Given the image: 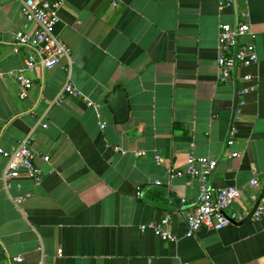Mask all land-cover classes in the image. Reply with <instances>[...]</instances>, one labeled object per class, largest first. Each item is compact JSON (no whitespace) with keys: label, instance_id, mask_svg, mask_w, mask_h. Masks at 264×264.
Listing matches in <instances>:
<instances>
[{"label":"crops","instance_id":"crops-1","mask_svg":"<svg viewBox=\"0 0 264 264\" xmlns=\"http://www.w3.org/2000/svg\"><path fill=\"white\" fill-rule=\"evenodd\" d=\"M24 1L0 0V148L31 136L43 178L7 188L0 154V264L19 256L38 264L39 247L47 264H264V218L241 223L263 192L249 182L264 172V0L222 8L216 0H68L57 33L72 59L27 72L33 87L21 98L13 76L33 50L15 53L13 35L36 29ZM238 22L251 26L242 41L256 45L260 63L224 83L219 26ZM246 74L250 82L240 79ZM68 83L81 94L61 95ZM120 92L124 119L114 107ZM190 152L218 160L215 186L242 190L226 212L242 220L186 237L179 212L195 207L201 184L170 171H184ZM166 214L177 242L141 230Z\"/></svg>","mask_w":264,"mask_h":264},{"label":"built area","instance_id":"built-area-1","mask_svg":"<svg viewBox=\"0 0 264 264\" xmlns=\"http://www.w3.org/2000/svg\"><path fill=\"white\" fill-rule=\"evenodd\" d=\"M68 0H46L38 2L37 0H25L22 5V13L29 23H35L36 29L33 32H19L13 35L15 44V53L21 48L27 47L33 50L26 60L24 69L17 72L13 77L21 87L20 97L25 98L28 90L33 87L32 79L27 72L33 71L37 66L43 68H53L59 66L63 58L72 59V48L57 33V26L62 22L61 11ZM219 8L233 6V0H216ZM116 6L117 3H114ZM244 17L249 18V14L245 13ZM252 34L251 26L247 22H238L235 25L222 23L219 26L218 35V51L217 58L218 78L224 83L233 81L234 74L241 69H248L260 63V57L257 52L256 45L253 43L243 42L242 39ZM243 82H250L252 77L244 75L240 78ZM248 90L241 91L244 95ZM81 94L71 83H68L62 94ZM60 95V96H61ZM62 97V96H61ZM60 98V97H59ZM244 105L241 102L238 105L237 115L240 114V108ZM236 127H232L229 133L228 146L231 147L235 143ZM32 137L28 136L23 139L17 147L11 150L0 148V154L7 160V166L3 175V181L7 188L11 187V183L22 177H28L36 183H40L43 178L42 169L35 163V153L31 147ZM194 145L191 149H194ZM118 152H124L121 147L115 148ZM143 155L144 153H139ZM239 157L238 153H227L226 158L232 159ZM50 157H44L45 162L50 161ZM159 159V158H158ZM160 160V159H159ZM218 167V160L208 157H197L190 152L187 167L184 171H170V177L175 178L180 175H187L192 180L200 182L199 197L194 208L191 210L182 209L179 216L186 226V237L195 236L201 229L218 231L231 226L242 220L237 212L227 215V210L241 200L243 197L242 190L234 187H217L213 183V178ZM251 188H263V192L258 197V206L253 215V220L260 221L264 218V172L255 173L249 182ZM141 193H138L140 196ZM31 194L19 196L15 198L17 205H22ZM185 205L186 200L181 202ZM172 221V215L166 214L160 222L150 223L141 226L142 231L151 230L162 241L177 242L179 239L170 230L169 226ZM1 248V245H0ZM37 251L41 254L38 264H47L46 255L43 247H39ZM62 251H59L61 256ZM24 257L14 258V262L21 264Z\"/></svg>","mask_w":264,"mask_h":264},{"label":"water","instance_id":"water-1","mask_svg":"<svg viewBox=\"0 0 264 264\" xmlns=\"http://www.w3.org/2000/svg\"><path fill=\"white\" fill-rule=\"evenodd\" d=\"M114 107L116 109V112L118 114L119 119H124L126 117V114H127V107H126V99H125V96L123 95L122 92H120L115 97ZM258 204H257V206H258ZM257 206L253 209L252 213L246 219H244L241 223H246V222L252 220L253 215H254V213L256 211Z\"/></svg>","mask_w":264,"mask_h":264}]
</instances>
